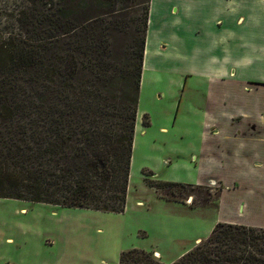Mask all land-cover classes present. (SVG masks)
Listing matches in <instances>:
<instances>
[{"label": "trees", "instance_id": "obj_1", "mask_svg": "<svg viewBox=\"0 0 264 264\" xmlns=\"http://www.w3.org/2000/svg\"><path fill=\"white\" fill-rule=\"evenodd\" d=\"M151 2H22L0 42V198L125 211ZM144 174L161 194L181 188L175 201L204 189ZM197 242L170 263L132 248L119 264H264V227L218 222Z\"/></svg>", "mask_w": 264, "mask_h": 264}, {"label": "rangeland", "instance_id": "obj_2", "mask_svg": "<svg viewBox=\"0 0 264 264\" xmlns=\"http://www.w3.org/2000/svg\"><path fill=\"white\" fill-rule=\"evenodd\" d=\"M23 1L0 0V42L15 29ZM158 6L159 0L155 11ZM173 65L179 66V62ZM181 81L178 71L160 70L156 75L143 71L125 211L0 198V264H119L121 253L132 248L158 252L170 263L196 237H208L218 222L250 221L243 202L232 206L236 194L228 184L233 178L220 169L215 174L222 176L225 185L184 190L190 191L183 194L184 202L166 198V193L179 195L181 188L161 194L146 185L144 173L148 171L155 174L151 178L162 181L196 183L192 180L201 178L183 153L189 143L198 140L195 133L187 135L186 129L199 128L200 106ZM164 126L168 129H162ZM238 183L236 192L244 193L250 187L244 181ZM209 190L214 195L209 203L191 206L194 199L195 204L201 203Z\"/></svg>", "mask_w": 264, "mask_h": 264}, {"label": "crops", "instance_id": "obj_3", "mask_svg": "<svg viewBox=\"0 0 264 264\" xmlns=\"http://www.w3.org/2000/svg\"><path fill=\"white\" fill-rule=\"evenodd\" d=\"M157 2L143 71L180 72L200 106L199 128L186 129L198 140L183 152L201 177L191 184L225 185L215 173L228 172L232 206L243 202L250 220L232 223L264 227V0H159L155 11ZM238 181L250 187L236 192Z\"/></svg>", "mask_w": 264, "mask_h": 264}]
</instances>
